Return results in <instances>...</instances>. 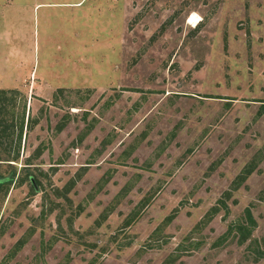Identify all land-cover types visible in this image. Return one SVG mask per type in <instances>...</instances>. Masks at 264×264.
<instances>
[{"label": "rangeland", "instance_id": "rangeland-1", "mask_svg": "<svg viewBox=\"0 0 264 264\" xmlns=\"http://www.w3.org/2000/svg\"><path fill=\"white\" fill-rule=\"evenodd\" d=\"M263 110L264 0H0V264H264Z\"/></svg>", "mask_w": 264, "mask_h": 264}, {"label": "trees", "instance_id": "trees-1", "mask_svg": "<svg viewBox=\"0 0 264 264\" xmlns=\"http://www.w3.org/2000/svg\"><path fill=\"white\" fill-rule=\"evenodd\" d=\"M262 112H264V110ZM27 176L30 177L31 175L27 174ZM14 178H15V176L12 178L11 177L10 178L2 177V179H0V188L3 185H8V184L11 185L14 181ZM22 180H24V178ZM21 182H23V181H21ZM256 226H257V222L254 219L251 210L247 209L246 221L245 222H239L236 224H232L231 227L229 228L227 235L225 237L223 236L222 237L223 239H221V241L227 239V237L229 235H231L233 232H235L239 236V242L241 244H245L248 240L251 239L252 232ZM257 243L258 242H256V240H255L254 245L256 244L255 246L257 247V249H256L257 257L263 258L264 252L261 250V248L258 246Z\"/></svg>", "mask_w": 264, "mask_h": 264}, {"label": "bare ground", "instance_id": "bare-ground-1", "mask_svg": "<svg viewBox=\"0 0 264 264\" xmlns=\"http://www.w3.org/2000/svg\"><path fill=\"white\" fill-rule=\"evenodd\" d=\"M191 20H192V21H195V20H196V17H195V16H193V17L191 18Z\"/></svg>", "mask_w": 264, "mask_h": 264}]
</instances>
